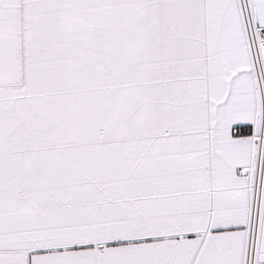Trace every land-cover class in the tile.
Returning a JSON list of instances; mask_svg holds the SVG:
<instances>
[{
	"label": "snow or ice",
	"instance_id": "snow-or-ice-1",
	"mask_svg": "<svg viewBox=\"0 0 264 264\" xmlns=\"http://www.w3.org/2000/svg\"><path fill=\"white\" fill-rule=\"evenodd\" d=\"M0 264H264V0H0Z\"/></svg>",
	"mask_w": 264,
	"mask_h": 264
}]
</instances>
